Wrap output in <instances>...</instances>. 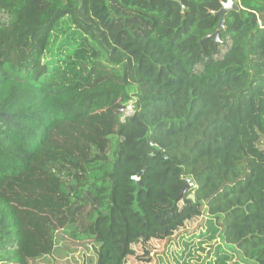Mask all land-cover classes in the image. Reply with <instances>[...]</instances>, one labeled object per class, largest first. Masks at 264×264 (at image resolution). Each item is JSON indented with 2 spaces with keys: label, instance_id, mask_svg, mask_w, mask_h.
Instances as JSON below:
<instances>
[{
  "label": "trees",
  "instance_id": "trees-1",
  "mask_svg": "<svg viewBox=\"0 0 264 264\" xmlns=\"http://www.w3.org/2000/svg\"><path fill=\"white\" fill-rule=\"evenodd\" d=\"M228 1L0 0V264H264V0Z\"/></svg>",
  "mask_w": 264,
  "mask_h": 264
},
{
  "label": "rangeland",
  "instance_id": "rangeland-1",
  "mask_svg": "<svg viewBox=\"0 0 264 264\" xmlns=\"http://www.w3.org/2000/svg\"><path fill=\"white\" fill-rule=\"evenodd\" d=\"M35 16V10L32 8L26 11L25 18L20 25L22 28L29 18H33ZM262 147L264 148V143L262 142ZM80 241H75L69 238L66 234L61 235V247L60 249H66V254L63 258H59L57 262L52 261V258H43L37 261H34L32 264H87L91 257H95L96 250L92 245H85L84 243H79ZM177 246H179L177 244ZM154 252V251H153ZM162 254V252H160ZM172 252H167L163 254V258H158L157 255L156 264H174V261L171 258ZM51 260V261H50Z\"/></svg>",
  "mask_w": 264,
  "mask_h": 264
},
{
  "label": "water",
  "instance_id": "water-1",
  "mask_svg": "<svg viewBox=\"0 0 264 264\" xmlns=\"http://www.w3.org/2000/svg\"><path fill=\"white\" fill-rule=\"evenodd\" d=\"M181 6H182V10H184L185 9L184 5H181ZM239 9H240V7H239L238 3L235 0H229L227 3H225L224 6L222 7V9L217 13L218 15L221 16V21H220V24H219V28L222 27L223 21H224V16H225V14L228 11H230V10L239 11ZM211 37L218 41L219 40V31L214 33ZM190 197L192 199H195L194 194H191Z\"/></svg>",
  "mask_w": 264,
  "mask_h": 264
},
{
  "label": "built area",
  "instance_id": "built-area-1",
  "mask_svg": "<svg viewBox=\"0 0 264 264\" xmlns=\"http://www.w3.org/2000/svg\"><path fill=\"white\" fill-rule=\"evenodd\" d=\"M123 118L132 116L135 112V102L133 100H129L125 106H122L120 109ZM133 180L139 181V177L137 175L132 176ZM186 184L190 187H194V183L187 179Z\"/></svg>",
  "mask_w": 264,
  "mask_h": 264
}]
</instances>
